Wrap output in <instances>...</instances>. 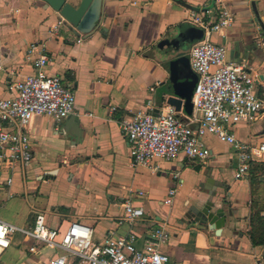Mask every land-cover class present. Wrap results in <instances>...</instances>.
I'll use <instances>...</instances> for the list:
<instances>
[{
	"label": "crops",
	"instance_id": "0c3cea01",
	"mask_svg": "<svg viewBox=\"0 0 264 264\" xmlns=\"http://www.w3.org/2000/svg\"><path fill=\"white\" fill-rule=\"evenodd\" d=\"M219 5L235 19L213 39L226 45L227 61L245 66L262 90L264 0H105L89 34L43 0H0V99L14 95L13 84L35 73L42 55L49 60L46 71L76 94L74 113L61 123L46 115L31 121L29 164L0 162V219L31 229L43 213L58 241L72 223H82L91 227L96 244L134 234L138 248L151 230L164 227L170 239L160 249L176 264H264V246H253L249 236L250 180L235 178L239 155L233 145L208 135L212 156L205 162L181 153L171 161L136 165L123 131L137 112L172 106L164 87L168 63L180 55L171 54L169 42L182 25L195 26L196 17L215 19ZM176 110L189 122L183 107ZM235 133L241 142L263 144L264 114L238 124ZM256 159L264 163V157ZM126 199L145 215L130 220ZM209 200L214 211L225 213L220 234L186 217ZM63 254L17 233L8 248H0V264H50ZM68 263L91 264L76 256Z\"/></svg>",
	"mask_w": 264,
	"mask_h": 264
},
{
	"label": "built area",
	"instance_id": "2783aa9c",
	"mask_svg": "<svg viewBox=\"0 0 264 264\" xmlns=\"http://www.w3.org/2000/svg\"><path fill=\"white\" fill-rule=\"evenodd\" d=\"M207 12L215 14L212 10ZM234 19L232 11L222 5H219L215 19L196 17L195 26L203 29L204 37L190 52V65L198 76L192 99L193 114L186 123L172 106L157 115L137 112L123 126L132 146L134 164L171 161L181 153L193 162H205L212 156L206 141L208 135L236 148L239 155L237 180L249 178L251 162L258 156L264 157V143L249 145L239 141L235 133L238 124L256 122L264 114V88L258 89L245 66L228 62L226 45L213 39L230 28ZM48 62L46 56L38 58L35 73L13 84V96L0 99V162L29 164L33 159L28 134L31 121L36 116L46 115L61 123L75 111V92L65 85L62 77L46 71ZM174 193L175 190L170 192L171 195ZM123 206L132 221L145 215L143 208L135 207L131 199H126ZM17 233L64 251L50 264H69V256L91 264H176L160 249L170 239V233L164 227L151 230L143 248L137 247L138 239L134 234L108 237L103 244H96L91 227L82 223H72L58 241V231L50 229L45 215L38 213L31 229L0 219V248H8Z\"/></svg>",
	"mask_w": 264,
	"mask_h": 264
},
{
	"label": "water",
	"instance_id": "95a60500",
	"mask_svg": "<svg viewBox=\"0 0 264 264\" xmlns=\"http://www.w3.org/2000/svg\"><path fill=\"white\" fill-rule=\"evenodd\" d=\"M47 6L52 7L72 24L80 33L89 34L93 32L100 22L103 13L105 0H80L77 6L72 5L66 0H43ZM187 6V4L182 3ZM204 37L203 29L182 25L178 34L169 42L168 48L175 52L187 46H193L201 41ZM170 70V78L164 87V91L171 95V105L180 109L184 108L188 115L193 114V95L198 82L197 74L192 70L190 65V57L182 55L168 63ZM158 112V110H157ZM157 115L158 113H153ZM215 196H213L214 198ZM214 201H206L202 207L193 206L190 208L186 217L200 224L210 226L220 234L226 220L225 213L222 210L214 211Z\"/></svg>",
	"mask_w": 264,
	"mask_h": 264
},
{
	"label": "trees",
	"instance_id": "16d2710c",
	"mask_svg": "<svg viewBox=\"0 0 264 264\" xmlns=\"http://www.w3.org/2000/svg\"><path fill=\"white\" fill-rule=\"evenodd\" d=\"M251 216L249 236L253 246H264V163L250 164Z\"/></svg>",
	"mask_w": 264,
	"mask_h": 264
},
{
	"label": "rangeland",
	"instance_id": "374dc122",
	"mask_svg": "<svg viewBox=\"0 0 264 264\" xmlns=\"http://www.w3.org/2000/svg\"><path fill=\"white\" fill-rule=\"evenodd\" d=\"M191 48H192V46H187L186 48H182L181 50H180V52H175V51H171V54L172 55H190V52H191Z\"/></svg>",
	"mask_w": 264,
	"mask_h": 264
}]
</instances>
